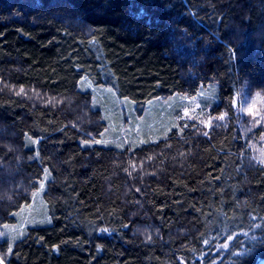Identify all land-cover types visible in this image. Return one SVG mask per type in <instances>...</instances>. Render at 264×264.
Here are the masks:
<instances>
[{
  "label": "trees",
  "instance_id": "obj_1",
  "mask_svg": "<svg viewBox=\"0 0 264 264\" xmlns=\"http://www.w3.org/2000/svg\"><path fill=\"white\" fill-rule=\"evenodd\" d=\"M84 80L140 112L214 89L212 119L97 144L107 121ZM254 96L264 0H0V225L47 167L52 219L0 242V264H259L264 123L239 110Z\"/></svg>",
  "mask_w": 264,
  "mask_h": 264
},
{
  "label": "rangeland",
  "instance_id": "obj_2",
  "mask_svg": "<svg viewBox=\"0 0 264 264\" xmlns=\"http://www.w3.org/2000/svg\"><path fill=\"white\" fill-rule=\"evenodd\" d=\"M84 88L94 92V105L102 109L107 128L103 136L94 142L104 146L124 148L166 136L181 119H212L210 109L214 100L213 90H201L198 95L189 97L174 94L149 101L140 112L136 103L129 98H120L115 91L103 85L84 80ZM247 101V102H246ZM239 102V101H238ZM239 110L247 109L264 123V98L254 96L239 102ZM251 109V111H249ZM38 148V147H37ZM51 172L47 167L39 189L34 193L31 203L17 215L16 222L0 225V242L7 241L10 249L21 239L30 226L45 225L51 222L45 191ZM259 264H264L262 260Z\"/></svg>",
  "mask_w": 264,
  "mask_h": 264
},
{
  "label": "snow or ice",
  "instance_id": "obj_3",
  "mask_svg": "<svg viewBox=\"0 0 264 264\" xmlns=\"http://www.w3.org/2000/svg\"><path fill=\"white\" fill-rule=\"evenodd\" d=\"M21 91H23V90L21 89ZM249 111H251V109H249ZM220 119H223V116H221ZM205 135H207V133H205ZM257 227H260V225H257ZM103 231H106V230H103ZM245 235H247V234H245ZM227 239L230 241V240L234 239V237L229 236ZM253 239H255V237H253ZM205 243H207V241H205ZM221 247L222 248H228L229 247V243L226 242L223 245H221Z\"/></svg>",
  "mask_w": 264,
  "mask_h": 264
},
{
  "label": "bare ground",
  "instance_id": "obj_4",
  "mask_svg": "<svg viewBox=\"0 0 264 264\" xmlns=\"http://www.w3.org/2000/svg\"><path fill=\"white\" fill-rule=\"evenodd\" d=\"M147 106V105H146Z\"/></svg>",
  "mask_w": 264,
  "mask_h": 264
}]
</instances>
